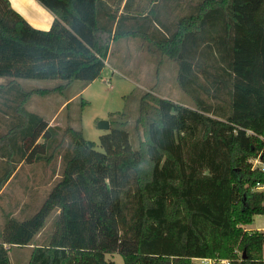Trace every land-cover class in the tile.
<instances>
[{
  "label": "trees",
  "instance_id": "16d2710c",
  "mask_svg": "<svg viewBox=\"0 0 264 264\" xmlns=\"http://www.w3.org/2000/svg\"><path fill=\"white\" fill-rule=\"evenodd\" d=\"M38 1L55 16L48 31L0 0V78L10 79L0 85V119L8 122L0 129L7 158L0 191L23 160L50 162L60 153L64 169L34 215L8 218L0 264H11L6 245H30L55 211L52 233L29 264H117L108 259L114 254L125 264H264V231L246 229L264 214V191L256 189L264 172L250 162L264 161V0H200L185 8L184 0H162L159 31L137 26L148 18L124 13L129 0L121 15L104 0ZM181 8L186 13L172 26L170 13ZM138 36L177 63L178 85L194 106L144 95L136 148L126 122L114 118L125 114H110L99 152L81 131L61 133L27 110L34 95L100 78L113 42ZM19 80L66 84L26 91Z\"/></svg>",
  "mask_w": 264,
  "mask_h": 264
},
{
  "label": "rangeland",
  "instance_id": "374dc122",
  "mask_svg": "<svg viewBox=\"0 0 264 264\" xmlns=\"http://www.w3.org/2000/svg\"><path fill=\"white\" fill-rule=\"evenodd\" d=\"M111 1L113 2V0ZM198 1L200 0H184L185 4L182 2V6L185 5V8L188 3L196 5ZM130 2L138 4L137 16L149 19L146 22L137 20V26L151 24L159 31L155 11L160 10L162 0H130ZM184 8L170 13L168 21L172 22V26H175L178 18L186 13ZM177 74V63L158 51L150 41L140 36L119 39L111 45L106 67L100 78L91 83L75 81L62 93L46 96L34 95L27 106L33 108L36 113L39 112L43 117H47L53 126L60 128L61 133L69 127L81 131L84 138L93 143L95 150L99 152H104L101 147V137L109 132V130L102 129L100 123L102 121L110 122L112 113L125 114L124 117L116 115L114 118L120 123L126 122L124 127L130 135L132 147L136 148L140 140L143 139V129L137 127L136 122L139 116L140 101L144 95L151 93L189 107L194 106L192 99L179 87ZM9 81L10 79L0 80V85H5ZM19 81L26 91L55 89L66 84L62 81L47 80ZM65 101L68 102L62 110L61 104ZM0 129L4 128L0 127ZM63 152L64 150L61 151L62 154ZM59 154L57 153L55 159L47 163L50 166H46L45 172L42 167H37L32 176L17 174L13 183L24 185L33 181L41 188L44 186L41 193L46 194L49 188L52 189L60 181L63 173L64 162ZM40 164L43 166L44 162ZM7 192L13 193L15 189L8 188ZM16 192L19 195V191ZM56 215L57 211L48 219L46 235L52 231ZM0 217L6 218V213ZM252 228L264 229V214L255 216ZM40 242L43 243L42 239ZM108 259L117 264H125L124 258L119 254L108 256ZM156 264H203V260L200 258L192 260L161 259L157 260Z\"/></svg>",
  "mask_w": 264,
  "mask_h": 264
},
{
  "label": "crops",
  "instance_id": "0c3cea01",
  "mask_svg": "<svg viewBox=\"0 0 264 264\" xmlns=\"http://www.w3.org/2000/svg\"><path fill=\"white\" fill-rule=\"evenodd\" d=\"M109 6H112L113 8L119 9V15L123 13L124 5L126 4L127 0H104ZM12 7L19 12L34 28L48 31L50 30L54 20L55 16L53 13H51L49 10H47L38 0H10ZM138 4L133 2H128V5L125 9V14L129 13V16H137L138 10ZM135 21L129 20L126 22V25L131 26ZM0 80H6V78H0ZM20 82V81H19ZM1 84V83H0ZM68 101H65L62 103L61 109L65 107ZM27 106V110L33 113H36L33 108ZM41 109V108H40ZM39 111V110H38ZM59 112V111H58ZM43 117L39 112L36 113ZM57 115V114H56ZM50 126H53L52 123L49 122V119L47 117H43ZM8 122L6 120L0 119V127H3ZM41 142V140L39 141ZM44 162L43 166H41L40 163ZM49 161H46V158H43V160H32V161H21L19 163H15L16 169L12 175V177L9 179V181L5 184V186L0 191V216L4 215L6 213V218L0 217V242L2 241V235L4 231V226L8 220V218H15L19 221H23L26 218L34 215L38 209L41 207L42 203L44 202L45 198L51 191L49 188L48 192L46 194H42L41 190L44 188H41V186H37V184H34L33 181L31 183H25L24 185L20 183H13L14 178L17 174H24V175H34L36 172V168L42 167L46 169V166H50L47 164ZM7 158L0 156V176H2L7 167ZM47 166V167H48ZM13 183V184H12ZM13 187L15 189V192L10 193L7 192L8 188ZM16 191H19V195ZM33 194H35V198H33ZM247 229L250 231H264V229H255L252 228V225L247 226ZM46 232V226L45 228L34 238L32 243L30 245L26 246H8L6 245V248L9 252L10 262L11 264H29L31 260V256L33 253V250L35 247H39L41 245L46 244V240L51 235L52 231L45 234ZM43 236V237H42ZM42 237V238H41ZM43 241L41 243L40 241Z\"/></svg>",
  "mask_w": 264,
  "mask_h": 264
},
{
  "label": "built area",
  "instance_id": "2783aa9c",
  "mask_svg": "<svg viewBox=\"0 0 264 264\" xmlns=\"http://www.w3.org/2000/svg\"><path fill=\"white\" fill-rule=\"evenodd\" d=\"M264 141V138H262ZM252 164V169L253 170H259L264 172V161L261 156L254 158L250 160ZM258 191H264V185L259 184L256 188ZM203 264H230L229 260H220V259H202Z\"/></svg>",
  "mask_w": 264,
  "mask_h": 264
},
{
  "label": "water",
  "instance_id": "95a60500",
  "mask_svg": "<svg viewBox=\"0 0 264 264\" xmlns=\"http://www.w3.org/2000/svg\"><path fill=\"white\" fill-rule=\"evenodd\" d=\"M100 127L104 130H110V122L109 121H102L100 123Z\"/></svg>",
  "mask_w": 264,
  "mask_h": 264
}]
</instances>
